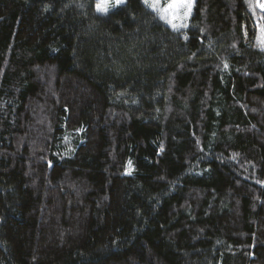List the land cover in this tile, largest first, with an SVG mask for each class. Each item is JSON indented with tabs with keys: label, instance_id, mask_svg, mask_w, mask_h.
I'll list each match as a JSON object with an SVG mask.
<instances>
[{
	"label": "trees",
	"instance_id": "obj_1",
	"mask_svg": "<svg viewBox=\"0 0 264 264\" xmlns=\"http://www.w3.org/2000/svg\"><path fill=\"white\" fill-rule=\"evenodd\" d=\"M168 3L0 0V264H264V0Z\"/></svg>",
	"mask_w": 264,
	"mask_h": 264
},
{
	"label": "snow or ice",
	"instance_id": "obj_2",
	"mask_svg": "<svg viewBox=\"0 0 264 264\" xmlns=\"http://www.w3.org/2000/svg\"><path fill=\"white\" fill-rule=\"evenodd\" d=\"M122 2H123V0H115L116 4H120ZM146 2H147V0H146ZM152 6H153L154 10H156L155 4H153ZM259 6L262 9H264V3H261ZM184 7H187L190 9L191 4L190 3H187V4L183 3L182 0H171V2L167 5V7L163 9V12L166 15L170 11L175 12L176 10L184 8ZM97 10L100 12L106 13L109 10V4L107 3V0H102V2H99L97 4ZM173 27L175 28V25H173Z\"/></svg>",
	"mask_w": 264,
	"mask_h": 264
},
{
	"label": "rangeland",
	"instance_id": "obj_3",
	"mask_svg": "<svg viewBox=\"0 0 264 264\" xmlns=\"http://www.w3.org/2000/svg\"><path fill=\"white\" fill-rule=\"evenodd\" d=\"M124 1V0H123ZM99 2H102V0H96V7H97V4L99 3ZM171 2V0H169V3ZM182 2L183 3H190V4H192L193 3V0H182ZM107 3L109 4V9H111L112 7H115V6H117V5H119V4H116L115 3V0H107ZM168 3V4H169ZM167 4V5H168ZM167 7V6H166ZM165 7V8H166ZM187 12H189V8H187V7H184V8H181V9H178V10H176L175 12H168L166 15L164 14V12H163V16L167 19V20H171V19H174V18H176V19H178L179 18V16L180 15H184V13L186 14Z\"/></svg>",
	"mask_w": 264,
	"mask_h": 264
}]
</instances>
